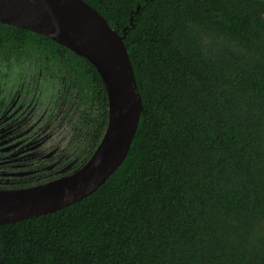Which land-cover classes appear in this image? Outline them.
I'll return each mask as SVG.
<instances>
[{
  "label": "trees",
  "instance_id": "trees-1",
  "mask_svg": "<svg viewBox=\"0 0 264 264\" xmlns=\"http://www.w3.org/2000/svg\"><path fill=\"white\" fill-rule=\"evenodd\" d=\"M84 1L127 27L138 125L94 191L0 224V264H264V0ZM0 64L51 73L72 96L80 166L107 125L95 66L2 21Z\"/></svg>",
  "mask_w": 264,
  "mask_h": 264
},
{
  "label": "water",
  "instance_id": "water-1",
  "mask_svg": "<svg viewBox=\"0 0 264 264\" xmlns=\"http://www.w3.org/2000/svg\"><path fill=\"white\" fill-rule=\"evenodd\" d=\"M38 1L52 20V32L19 23L1 10L0 21L49 36L94 65L107 93V125L91 155L70 172L29 186L0 188V224L52 212L94 191L125 158L142 110L123 42L127 27L119 34L84 0Z\"/></svg>",
  "mask_w": 264,
  "mask_h": 264
},
{
  "label": "flooded vegetation",
  "instance_id": "flooded-vegetation-1",
  "mask_svg": "<svg viewBox=\"0 0 264 264\" xmlns=\"http://www.w3.org/2000/svg\"><path fill=\"white\" fill-rule=\"evenodd\" d=\"M13 67L18 68L14 64L9 66L0 64V188H17L14 186L33 181L36 173L41 171L60 176L64 174L63 169L68 165L65 160L63 161L68 151L71 149L76 162L80 156L73 146L67 145L71 132L64 149H61L59 153H56L58 147L48 151L42 150L41 145L44 140L52 134L46 133L40 138L36 123L31 126H27L26 123L29 122L27 118L37 113V109L42 106L43 94L40 88L29 87L35 84L29 76L31 72H27L29 76L27 83L23 81L21 86L9 83L8 86L7 81ZM39 75L43 78L49 77L48 79L58 86L52 89L53 93L48 94L45 102L47 109L45 115L49 119L47 123L58 127L60 124L67 123L70 127L73 120L77 119L74 115L75 105L72 96L66 92V89L60 87L58 79L53 78L51 73L40 72ZM57 106L60 107L58 112L55 111ZM60 113L62 117L57 122ZM65 151L67 154H64ZM51 156L54 160L47 162Z\"/></svg>",
  "mask_w": 264,
  "mask_h": 264
},
{
  "label": "rangeland",
  "instance_id": "rangeland-1",
  "mask_svg": "<svg viewBox=\"0 0 264 264\" xmlns=\"http://www.w3.org/2000/svg\"><path fill=\"white\" fill-rule=\"evenodd\" d=\"M41 71L42 70L37 69V67L35 68L33 66H31V68H28L27 65L20 66L18 68L13 67L11 69V75L7 81V85L9 86V83H12L14 86H17V85L21 86V83L23 81L24 83H27L29 76H31L32 82L35 84L30 85L29 87L41 89L40 92H42L43 94L42 106L39 109H37V113L27 118V121L29 122L26 123V125L31 126L32 124L36 123L38 137L40 138L46 133H51L52 135L48 139L44 140V143L41 145V148L44 151H48L51 148L58 147L56 153H59L61 149H64L65 142L67 138L69 137L70 127L67 123L60 124L59 127L55 124L51 126L50 124L47 123L49 119L47 118V115H45V113L47 112V109L45 108L46 107L45 102H46L48 94L53 93L52 89L58 86L56 85L54 81L49 80L48 79L49 77L43 78L42 76H40L39 73ZM27 72H31L29 76ZM59 108L60 107L57 106L55 108V111L58 112ZM61 117H62V113L59 114V117L56 121L58 122L61 119ZM64 154H67V151H65ZM65 157L66 158L63 159V161L65 160L68 165L66 164L67 167L64 168V171H65L64 174L73 170V168H75V165H76V160L72 156L71 149L68 151V154ZM52 160L54 159L51 156L47 159V162H51Z\"/></svg>",
  "mask_w": 264,
  "mask_h": 264
},
{
  "label": "bare ground",
  "instance_id": "bare-ground-1",
  "mask_svg": "<svg viewBox=\"0 0 264 264\" xmlns=\"http://www.w3.org/2000/svg\"><path fill=\"white\" fill-rule=\"evenodd\" d=\"M0 10L33 29L52 32L54 25L38 0H0Z\"/></svg>",
  "mask_w": 264,
  "mask_h": 264
}]
</instances>
